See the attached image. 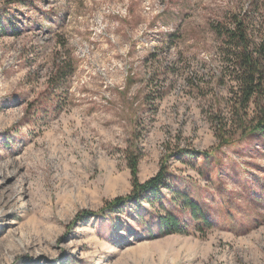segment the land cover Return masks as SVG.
I'll return each mask as SVG.
<instances>
[{
	"label": "rangeland",
	"instance_id": "obj_1",
	"mask_svg": "<svg viewBox=\"0 0 264 264\" xmlns=\"http://www.w3.org/2000/svg\"><path fill=\"white\" fill-rule=\"evenodd\" d=\"M237 19L261 45L264 0H0V264H264ZM129 155L164 185L110 209Z\"/></svg>",
	"mask_w": 264,
	"mask_h": 264
},
{
	"label": "trees",
	"instance_id": "obj_2",
	"mask_svg": "<svg viewBox=\"0 0 264 264\" xmlns=\"http://www.w3.org/2000/svg\"><path fill=\"white\" fill-rule=\"evenodd\" d=\"M220 36L230 49L229 57L236 84L233 92L235 101L232 116L242 123L241 127L245 131L264 135V40L261 45L252 49L243 29V21L238 19L233 22L232 29H225ZM250 109H252V117L248 115ZM234 124L236 125V121ZM128 166L131 193L106 202L105 206L110 209L120 208L126 202L139 199L145 193L155 194L164 185L165 168H160L156 176L141 183L138 179V159L129 155ZM86 215L94 214L86 212ZM162 222L173 231H179L175 220L164 218Z\"/></svg>",
	"mask_w": 264,
	"mask_h": 264
},
{
	"label": "bare ground",
	"instance_id": "obj_3",
	"mask_svg": "<svg viewBox=\"0 0 264 264\" xmlns=\"http://www.w3.org/2000/svg\"><path fill=\"white\" fill-rule=\"evenodd\" d=\"M4 169H5V168H4ZM5 171H6V170H5ZM2 172H4V171H2ZM10 174H11V173H10ZM2 175H3V174H2ZM2 196H3V195H2ZM2 196H1V197H2ZM31 245H32V244H31ZM32 249H33V248H32Z\"/></svg>",
	"mask_w": 264,
	"mask_h": 264
}]
</instances>
